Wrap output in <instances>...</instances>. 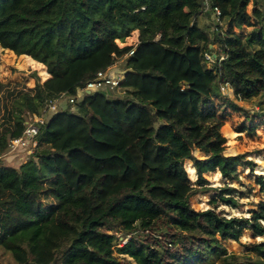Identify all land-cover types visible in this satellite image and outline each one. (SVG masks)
I'll use <instances>...</instances> for the list:
<instances>
[{"label": "trees", "instance_id": "16d2710c", "mask_svg": "<svg viewBox=\"0 0 264 264\" xmlns=\"http://www.w3.org/2000/svg\"><path fill=\"white\" fill-rule=\"evenodd\" d=\"M205 7L219 11L212 37L197 23ZM135 30V45L117 44ZM0 47L49 74L19 92L0 133L1 156L31 115L45 117L19 165L0 158V248L12 264L264 262V241L250 249L261 261L225 246L248 229L264 235V200L248 217H227L218 201L238 202L225 185L209 208L192 205L194 195L216 190L204 174L237 178L238 166L252 164L225 153L221 127L229 110L248 117L236 99L264 92V0H0ZM117 60L123 95H80ZM64 97L50 112L48 101Z\"/></svg>", "mask_w": 264, "mask_h": 264}, {"label": "rangeland", "instance_id": "374dc122", "mask_svg": "<svg viewBox=\"0 0 264 264\" xmlns=\"http://www.w3.org/2000/svg\"><path fill=\"white\" fill-rule=\"evenodd\" d=\"M251 6H248L250 11ZM197 23L210 37L215 31L218 23L216 11H211L205 7L204 11L197 17ZM247 30V28L245 29ZM138 31H132L124 41L117 40V44L135 45L138 41ZM212 51H217L216 44H210ZM210 64V63H208ZM124 66L121 60H117L111 65L109 72L114 76L123 75ZM49 76L46 68L41 63L33 60L26 55H16L13 51L0 47V133L2 128L10 125L13 121L14 102L19 96L20 91H25L34 86L37 80L43 81ZM122 78V77H121ZM108 96L117 97L123 95V89L116 87L113 90L106 91ZM223 93V92H222ZM82 95V93H80ZM224 96L234 98L231 87L225 89ZM68 101L64 97L58 104L63 107ZM236 103L245 109L248 117L241 111H230L227 113V119L221 127L222 134L226 137V154H244L245 159L251 161V165H240L237 167L238 177L224 179L218 169L209 171L204 177L209 181L208 186L216 190L207 191L202 194H196L192 198V205L197 210L209 208L210 199L216 194L219 188H232L226 191L225 195H232L237 199L238 206L233 207L218 201L217 210L225 216H245L250 215V211L257 209L261 201L264 200V192L258 180L262 178L264 182V92L248 100L236 99ZM51 112V111H50ZM248 118V120H247ZM255 124V130L252 133L239 131L244 123ZM251 121V122H250ZM33 149V148H32ZM31 149V151H32ZM30 150L20 148L15 151H7L0 158L9 165H19L26 153ZM193 154L197 157H203V153L194 150ZM184 167L188 177L192 182L197 178L195 168L190 160H185ZM3 195L0 192V197ZM48 201V200H47ZM264 225V221H261ZM264 241V235L255 236L251 230H245L239 241L228 240L225 242L228 253L236 255H250L253 261H261L256 252L250 251L254 243ZM262 259V258H261ZM241 261H244L242 259ZM264 261V260H262ZM12 258L9 253L0 248V264H12ZM215 264H232L226 260H218ZM261 264H264L261 263Z\"/></svg>", "mask_w": 264, "mask_h": 264}, {"label": "built area", "instance_id": "2783aa9c", "mask_svg": "<svg viewBox=\"0 0 264 264\" xmlns=\"http://www.w3.org/2000/svg\"><path fill=\"white\" fill-rule=\"evenodd\" d=\"M217 20H219V11L215 9ZM133 50L129 51L128 55H131ZM206 58L210 61L212 59L211 54H206ZM111 66L107 69L99 70L96 72L95 76L89 80L85 87L83 88L82 92L91 93L97 91H110L118 87L119 81L121 80V75L114 76L112 73L109 72ZM229 84L224 83L221 85V91L224 93L225 89L228 88ZM230 87V86H229ZM63 96V95H62ZM71 102L73 98L69 99ZM60 99H50L48 101V108L49 111L53 112L58 109ZM45 117L42 115H31L28 120L26 121V127L19 137H14L10 140L9 151H15L20 148H24L30 150L36 145V135L39 131L40 125L44 122Z\"/></svg>", "mask_w": 264, "mask_h": 264}, {"label": "crops", "instance_id": "0c3cea01", "mask_svg": "<svg viewBox=\"0 0 264 264\" xmlns=\"http://www.w3.org/2000/svg\"><path fill=\"white\" fill-rule=\"evenodd\" d=\"M136 31V30H135Z\"/></svg>", "mask_w": 264, "mask_h": 264}]
</instances>
